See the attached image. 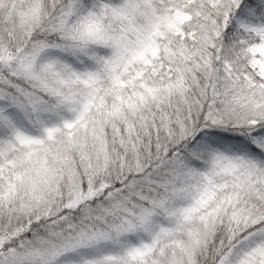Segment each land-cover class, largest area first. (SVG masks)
Wrapping results in <instances>:
<instances>
[{
    "label": "snow or ice",
    "instance_id": "1",
    "mask_svg": "<svg viewBox=\"0 0 264 264\" xmlns=\"http://www.w3.org/2000/svg\"><path fill=\"white\" fill-rule=\"evenodd\" d=\"M0 264H264V0H0Z\"/></svg>",
    "mask_w": 264,
    "mask_h": 264
}]
</instances>
